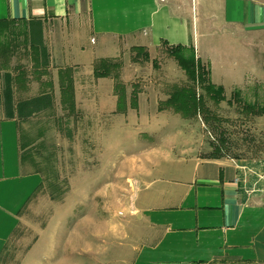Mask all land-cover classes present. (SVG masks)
I'll return each mask as SVG.
<instances>
[{
    "label": "crops",
    "instance_id": "crops-1",
    "mask_svg": "<svg viewBox=\"0 0 264 264\" xmlns=\"http://www.w3.org/2000/svg\"><path fill=\"white\" fill-rule=\"evenodd\" d=\"M200 1L205 17L220 18L212 29L244 56L238 68L227 64L221 73L211 62L210 80L226 94L243 89L249 76L264 81V0ZM193 2L0 0V82L1 74L3 80L9 75L13 112L0 117V264L19 217L42 184L41 174L22 159L21 120L59 104L94 122L122 117L123 130L162 128L164 121L142 114L154 112L156 119L168 110L147 108L140 100L130 104L133 74H121L119 83L116 74L95 77V67L100 61L130 65L132 51L139 56L162 43L193 45L188 19ZM17 55L30 70L22 64L10 70ZM42 97L49 98L45 107L15 115L20 103ZM116 130L118 125L110 127ZM174 151L147 154L161 160L164 153L165 163L135 194L131 244L117 264H264V193L246 189L229 161L199 159L183 143Z\"/></svg>",
    "mask_w": 264,
    "mask_h": 264
},
{
    "label": "rangeland",
    "instance_id": "rangeland-1",
    "mask_svg": "<svg viewBox=\"0 0 264 264\" xmlns=\"http://www.w3.org/2000/svg\"><path fill=\"white\" fill-rule=\"evenodd\" d=\"M193 1L188 18L193 45L162 43L139 56L134 50L130 65L113 62L110 70L119 83L121 74H133L128 82L131 105L140 100L147 108L169 111L156 119L154 112L142 114L164 121L162 128L123 130L122 117L102 116L95 123L59 104L21 120L22 159L41 174L42 184L19 217L1 264H117L131 244L135 194L165 163L164 153L161 160L147 156L175 152L180 143L196 149L199 159L229 161L246 189L264 193V81L249 76L243 89L226 94L210 80L211 62L221 73L227 64L238 68L244 56L235 42L212 29L220 18L205 17L203 2ZM176 47L182 58L192 55L197 61V80H190L170 54ZM20 55L11 61L13 73L19 64L29 69ZM4 87L1 74L0 117L13 113L5 108ZM175 91L182 94L171 105ZM113 125L118 131L110 132Z\"/></svg>",
    "mask_w": 264,
    "mask_h": 264
},
{
    "label": "trees",
    "instance_id": "trees-1",
    "mask_svg": "<svg viewBox=\"0 0 264 264\" xmlns=\"http://www.w3.org/2000/svg\"><path fill=\"white\" fill-rule=\"evenodd\" d=\"M179 49L172 50L170 54H172L173 56H175L179 62V64L185 68V70L187 71L190 80L195 81L198 79V76H196V73L194 72L196 69V62L195 59L192 55L189 56V58H182V56H180V47H178ZM113 64L111 62L108 61H100L99 65L97 64V66L95 67V77H107L110 75V70L113 68ZM198 75V74H197ZM201 75V74H200ZM199 75V78L201 79V81L204 80V78L202 76ZM199 79V80H200ZM11 80L9 75H5L4 77V85H5V92L3 94V99H4V103L6 106H11L12 105V90H11ZM181 92H177L175 91V93H173L170 96V100L168 101L169 104L171 105H175V103H177L179 101V96L181 95ZM191 98L188 97V101ZM192 101L193 105H194V101L190 100V102ZM49 103V98L48 97H42L39 99H33V100H28L26 102H22L18 105L17 107V113L19 116H22L23 110H29L30 108L32 109H37L41 106L45 107L47 104ZM175 110L176 111H181L182 108H180L179 106H175ZM27 115H31L30 111L28 112ZM8 117H12L13 113H10L9 115H7Z\"/></svg>",
    "mask_w": 264,
    "mask_h": 264
}]
</instances>
